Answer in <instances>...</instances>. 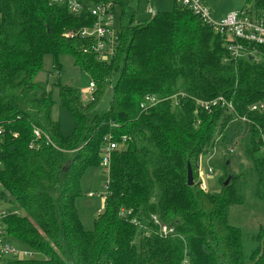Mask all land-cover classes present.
Instances as JSON below:
<instances>
[{"label": "trees", "instance_id": "trees-1", "mask_svg": "<svg viewBox=\"0 0 264 264\" xmlns=\"http://www.w3.org/2000/svg\"><path fill=\"white\" fill-rule=\"evenodd\" d=\"M111 1L119 11L118 46L102 62L90 40L68 35L93 24L89 10L73 13L50 0H0L5 233L42 256L4 264H264V224L245 263L241 230L228 220L229 207L244 202V189L264 204V109H251L264 105V46H256L257 60L234 59L225 36L177 0L170 11L155 10L137 22L125 19L122 0ZM253 3L264 8V0ZM47 56L50 73L59 75L62 61L71 59L95 85L93 101L83 103L76 87L58 76L53 83L74 118L68 135L52 114V85L35 81ZM108 89V106L100 109ZM145 96L162 100L143 109ZM219 96L232 108L208 112L196 105ZM108 140L116 147L107 195L86 230L76 200L86 170H104ZM214 148L222 151L223 172L219 191L208 192L200 188L198 165ZM153 217L173 232L163 235Z\"/></svg>", "mask_w": 264, "mask_h": 264}, {"label": "rangeland", "instance_id": "rangeland-1", "mask_svg": "<svg viewBox=\"0 0 264 264\" xmlns=\"http://www.w3.org/2000/svg\"><path fill=\"white\" fill-rule=\"evenodd\" d=\"M124 2L126 14L125 19L133 18L134 22L149 19L151 14L147 13L148 7L156 11H170L173 8L175 0H122ZM178 1V0H177ZM213 20L218 21L223 12L237 13L243 7L255 8L253 0H207ZM224 16V15H223ZM119 17V11L116 10V20ZM63 68L59 75L51 72V58L45 57L42 69L36 75L35 81H47L48 86L52 85L54 106L52 109L53 116L60 121L63 134L68 135L74 127V118L66 109L58 95V88L53 86L58 77L61 82L67 83L77 88L78 94L83 103L89 99L88 84L90 77L78 67L73 65L71 59L62 61ZM58 76V77H57ZM110 89H108L99 105L100 109L108 106L110 100ZM210 156V157H209ZM208 168L212 169L211 174H207ZM231 169H236L231 166ZM222 151L214 148L209 151L208 156L200 158L199 174L206 185V191L217 192L220 188V177L222 175ZM108 172L99 167H90L84 173L81 180L82 196L76 200V206L86 230L92 229V221L97 216L98 210L103 209L104 200L107 195ZM92 193L93 195H89ZM244 202L240 205H233L228 210L229 223L241 230L243 260L248 263L250 255L259 246V240L256 239L259 227L264 224V204L255 200L247 191H242ZM9 207V204H3ZM13 246L31 252V256L26 258H42V256L24 245L19 241H12Z\"/></svg>", "mask_w": 264, "mask_h": 264}, {"label": "built area", "instance_id": "built-area-1", "mask_svg": "<svg viewBox=\"0 0 264 264\" xmlns=\"http://www.w3.org/2000/svg\"><path fill=\"white\" fill-rule=\"evenodd\" d=\"M183 6L189 8L193 14L201 18L206 24L211 26L214 31L225 36L226 45L230 56L234 59L240 57H248L249 59L257 60L256 46H264V8L258 10L251 7H243L237 13L229 12L218 21L213 20L210 14L206 0H178ZM51 3H65L68 9L73 13L87 9L94 16L93 24L77 29L73 33H68L69 36L76 35L86 38L92 42V52L96 58L102 62H109L115 55L118 46L117 31H116V11L113 10V2L111 0H99L96 3L88 4L84 0H50ZM148 12L153 15L155 10L149 8ZM94 82L88 84L89 99L93 101ZM179 93L173 95L175 98ZM159 99L155 96H145L141 102V108L145 109L148 106L154 105ZM198 105L204 111H210L215 106H226L232 108L231 102L226 101L219 96L212 100H196ZM251 109H264L263 104H255ZM38 136V133H35ZM116 147V143L108 140L102 150V167L108 172L110 152ZM264 152V146L262 147ZM0 161V166H1ZM208 172L211 173L209 168ZM200 188L206 190V185L199 174ZM107 187V186H106ZM89 195H93L89 193ZM3 200L0 197V264H4L8 258H25L31 256V252L19 249L13 246L12 242L6 238V230L4 219L9 214L7 207L3 205ZM99 212V211H98ZM154 221L158 223L159 230L163 235L173 232V228L168 227L165 223L158 222L156 217Z\"/></svg>", "mask_w": 264, "mask_h": 264}, {"label": "water", "instance_id": "water-1", "mask_svg": "<svg viewBox=\"0 0 264 264\" xmlns=\"http://www.w3.org/2000/svg\"><path fill=\"white\" fill-rule=\"evenodd\" d=\"M229 161L226 160V164H228ZM229 182V177H227L224 181V185H227ZM187 184L192 185L193 184V177H192V170L190 165L187 166Z\"/></svg>", "mask_w": 264, "mask_h": 264}, {"label": "crops", "instance_id": "crops-1", "mask_svg": "<svg viewBox=\"0 0 264 264\" xmlns=\"http://www.w3.org/2000/svg\"><path fill=\"white\" fill-rule=\"evenodd\" d=\"M175 1H176V0H175ZM206 3H207V0H206ZM149 8H151V7H148L147 10H146V12H147L148 14H149V12H148V9H149ZM227 13H229V12H226V13L223 12V13H220V15H222V17H223V15H226ZM98 211H99V210H98Z\"/></svg>", "mask_w": 264, "mask_h": 264}]
</instances>
